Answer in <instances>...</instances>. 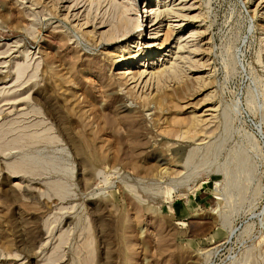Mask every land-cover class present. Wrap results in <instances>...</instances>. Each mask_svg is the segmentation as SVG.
<instances>
[{"label":"rangeland","instance_id":"obj_1","mask_svg":"<svg viewBox=\"0 0 264 264\" xmlns=\"http://www.w3.org/2000/svg\"><path fill=\"white\" fill-rule=\"evenodd\" d=\"M119 2L0 0V264H264V0Z\"/></svg>","mask_w":264,"mask_h":264},{"label":"bare ground","instance_id":"obj_2","mask_svg":"<svg viewBox=\"0 0 264 264\" xmlns=\"http://www.w3.org/2000/svg\"><path fill=\"white\" fill-rule=\"evenodd\" d=\"M128 1L129 0H121V2H119L118 3V5L120 6V9H121V11H120V13H119V15H118V24H117V27H118V29H125V31L126 30H128V29H130V26H132V24H133V22H132V18H131V16L129 15V14H127V12H128V10H131L130 9V5L129 4H127L128 3ZM172 1H176V0H172ZM181 2H178V4H182V1L183 0H180ZM162 2V1H161ZM184 4V3H183ZM163 6H165V4H163V5H160L159 4V6L158 7H154V6H152V7H148V8H146L147 10H146V12L147 13H149L150 11H153L152 12V14L153 13H155L156 14V16H161L162 15V17H160L159 19H155V17H154V19L155 20H153L152 22V25L150 26V29H152V30H154L155 31V36H152V40L150 41V42H148V45L149 46H147V47H149L147 50L148 51H146V52H148V55H150V57H155V55H156V53H157V50L158 49H161V48H163L165 45H166V43L168 42V39L172 36V35H174V34H176V33H179V32H177V29H179L180 27H181V25H182V22H179V21H182V20H184V19H186L185 18V15H183V14H177L178 16H176V17H180V19L179 20H172L173 22L171 23V21L168 19V17H169V15H171L170 14V8H168V7H166V8H164ZM183 8V6H181V8H179L178 10H180V9H182ZM185 9V8H184ZM182 11V10H181ZM79 12V11H78ZM77 12V13H78ZM146 12H145V14H146ZM172 13V12H171ZM179 13V12H178ZM83 14V13H82ZM151 14V13H150ZM173 14V13H172ZM176 14V13H175ZM74 15V14H73ZM78 15V14H77ZM77 15L75 16V17H77ZM66 16H67V18H68V16H69V14L67 15L66 14ZM73 16V17H74ZM173 17H174V15H172ZM70 18V17H69ZM83 18V17H82ZM137 19H139L138 20V22L139 23H137V25H135V27H137V29H135L136 31H139L140 29H142V26H143V22L141 23V21H143V20H145V19H143L142 17L141 18H137ZM83 20V19H82ZM88 20V19H87ZM87 20L86 21H82V22H87ZM150 20V19H149ZM167 20H169V21H167ZM147 21H148V19H147ZM167 21V22H166ZM175 22H177V24H174ZM88 22H87V26H88ZM104 24V23H103ZM83 26L85 25V23L84 24H82ZM176 25H178L179 26V28H176L177 26ZM133 26H134V24H133ZM80 27V26H79ZM82 28V27H81ZM85 28V27H84ZM149 28V27H148ZM95 30H96V28H95ZM99 30V29H98ZM92 31V30H91ZM117 31V30H116ZM93 32H95L94 30H93ZM99 32V31H98ZM96 34H98V33H96ZM113 34V33H112ZM139 34H143V32H140ZM116 37V35H113V37L112 38H115ZM177 37V36H176ZM125 38V37H124ZM121 39V38H120ZM178 39V38H177ZM170 40V39H169ZM177 42H178V40H176ZM115 42V41H114ZM141 43V42H140ZM134 44V43H133ZM132 44H130V45H128L127 47H128V49H126L125 51L127 52V53H129V54H127V55H125V54H121V55H118V56H120L119 57V59H120V61H126V60H128V59H130V58H132V57H134V56H136V55H138V53H139V50L140 49H138L136 52H131V48H130V46H131ZM205 47V46H204ZM125 48H126V46H125ZM124 48V49H125ZM123 50V49H122ZM177 52V51H176ZM117 55V54H116ZM140 55H142V53H140ZM173 57V56H172ZM175 59H176V57H175ZM143 60V59H142ZM177 60V59H176ZM153 61V60H152ZM163 62V61H162ZM177 62V61H176ZM111 64V63H110ZM176 64V63H175ZM174 62H172L171 63V67H173L174 65ZM140 67L141 66H144L145 65V62L143 63V62H141L140 64ZM166 65V64H165ZM147 66V65H146ZM139 67V66H138ZM166 67V66H165ZM125 68V67H124ZM176 68H177V66H176ZM167 70V69H166ZM165 70V71H166ZM121 71V70H120ZM148 71H150V70H148ZM152 71H153V69H152ZM164 71V68H159L157 71H154V72H150L149 74H150V78H151V75L154 73H158V72H163ZM170 71V70H169ZM166 72H168V71H166ZM171 72V71H170ZM147 73V69H142V70H140V69H137V70H135V71H132V69H131V67H127V68H125V69H123L121 72H120V75H121V77L123 78V80L125 79L126 81H129V80H132L133 82H138V80L143 76V75H145ZM169 73V72H168ZM168 73H166V74H168ZM119 74V73H118ZM148 74V73H147ZM161 74V73H160ZM159 74V75H160ZM182 74V73H181ZM164 75H165V73H164ZM208 75V74H207ZM161 76V75H160ZM168 76V75H167ZM170 76V75H169ZM149 77V76H148ZM197 79H198V77L199 76H195ZM195 78V79H196ZM200 78V77H199ZM209 78V77H208ZM152 79V78H151ZM185 80V79H184ZM183 80V81H184ZM140 81V80H139ZM145 81H146V79H145ZM182 81V82H183ZM187 81V80H186ZM185 81V82H186ZM125 82V81H124ZM179 82V81H178ZM187 82H189V81H187ZM186 82V83H187ZM142 83V82H141ZM144 83V82H143ZM163 83V82H162ZM176 83V82H175ZM181 83V82H180ZM185 83V84H186ZM136 84V83H135ZM150 84V83H149ZM178 84V83H177ZM182 84V83H181ZM188 84V83H187ZM141 85V84H140ZM184 85V83L182 84V86ZM127 86V85H126ZM136 86V85H135ZM177 86H179V85H177ZM181 86V85H180ZM128 87V86H127ZM134 87V86H133ZM132 87V88H133ZM185 87H187V85L185 86ZM184 87V88H185ZM145 88V87H144ZM178 88H180V87H178ZM123 89V88H122ZM129 89V88H128ZM135 89H137V88H135ZM148 89V88H147ZM166 89V88H165ZM183 89V88H182ZM132 90V89H131ZM171 90V89H170ZM179 91H180V89H178ZM177 90V91H178ZM135 91V90H134ZM158 91V90H157ZM159 91H160V89H159ZM163 91H165L164 89H163ZM174 91V92H173ZM177 91H176V93H177ZM138 92V91H137ZM142 92V91H141ZM165 92H167V91H165ZM171 92V91H170ZM172 92L173 93H175V90L173 89L172 90ZM181 92V91H180ZM180 92H179V94H180ZM136 93V92H135ZM139 93V92H138ZM160 93V92H159ZM163 93V92H162ZM126 94V93H125ZM140 94V93H139ZM143 94H144V92H143ZM130 95V94H129ZM147 94H145V96H143L144 98L145 97H147L146 96ZM150 95V94H149ZM155 95V94H154ZM164 95H168L167 93L166 94H164ZM164 95H161V93H160V96L158 97V98H156L157 99V103H158V100H159V103H162V102H164L163 100H165V97H164ZM174 95V94H173ZM137 96H139V95H137ZM151 96H152V94H151ZM150 96V97H151ZM169 96H171V94L169 95ZM175 97H176V94L174 95ZM143 97H141V98H143ZM155 97V96H154ZM154 97L152 98L151 97V99L152 100H154L155 101V99H154ZM171 97H173V96H171ZM138 98V97H137ZM136 98V99H137ZM148 98V97H147ZM163 100H162V99ZM167 98H168V96H167ZM170 98V97H169ZM177 98H179V95H178V97ZM177 98H175V99H177ZM170 99H172L174 102H176L173 98H170ZM141 100V99H140ZM172 100H170V102H172ZM151 101V100H150ZM166 101V100H165ZM144 102H146V101H144ZM173 102V103H174ZM125 103V102H124ZM130 103V102H129ZM176 103H178V102H176ZM163 104H165V103H163ZM162 104V105H163ZM158 105H160V104H158ZM161 105V107H163ZM178 105V104H177ZM177 105H175V106H177ZM125 107H127V105L125 104L124 105ZM174 106V105H173ZM174 106V107H175ZM179 106V105H178ZM177 106V107H178ZM130 107V106H129ZM128 107V108H129ZM176 107V108H177ZM212 107V106H211ZM207 108L206 110L208 111V110H211L212 111V108ZM132 107H130V109H131ZM154 108V107H153ZM87 111V110H86ZM88 113V112H87ZM206 113V112H205ZM85 115V114H84ZM181 116V115H180ZM194 116V115H193ZM208 116V115H207ZM177 117V119H179L178 117L179 116H176ZM181 118H182V116H181ZM180 118V120H183V118L181 119ZM191 118H192V116H191ZM190 118V119H191ZM176 119V118H175ZM175 119L173 118V123H174V121H175ZM188 119H189V117H188ZM189 119V120H190ZM184 121H186V119L184 120ZM176 122V121H175ZM179 122V120L177 121V124H180V123H178ZM207 122H208V120H207ZM207 122H206V119H203L202 117H201V115H195L192 119H191V121H189V123L190 124H188V122H187V124H188V126H190V128L188 129L187 127V129L188 130H186V131H191L193 128H195V126H198V127H196L193 131V133L195 134V136H197L198 137V139H200V140H204L206 137H207V135H208V133H209V131H211L210 130V128H208V124H207ZM181 123H182V121H181ZM172 124V123H171ZM184 124V123H183ZM209 124H211V123H209ZM170 125V124H169ZM186 125V123L183 125V127ZM212 125V124H211ZM167 126V125H166ZM172 126V125H171ZM192 126V127H191ZM168 127V126H167ZM182 127V126H181ZM199 127H201L200 129L201 130H198L199 129ZM164 128H166V127H164ZM172 127H170V129H171ZM179 128V127H178ZM198 128V129H197ZM214 128V127H213ZM213 128H212V130H213ZM168 129V128H167ZM165 130V131H169V130ZM173 129V128H172ZM174 129H175V127H174ZM173 129V130H174ZM185 129V128H184ZM162 130H164V129H162ZM173 130H172V132H173ZM179 130H180V128H179ZM183 130V129H182ZM182 130L180 131V132H182ZM165 131H164V133H165ZM175 131V130H174ZM177 131V130H176ZM175 131V132H176ZM172 132H170V133H172ZM174 132V133H175ZM167 134H168V132H166ZM173 133V134H174ZM190 133V132H189ZM192 133V132H191ZM192 133V134H193ZM173 134H170V136L171 135H173ZM178 134V135H177ZM177 134H174L175 136L177 135V136H181L182 137V134L181 135H179V133L177 132ZM191 134V135H192ZM169 135V134H168ZM173 135V136H174ZM174 136V137H175ZM203 143V142H202Z\"/></svg>","mask_w":264,"mask_h":264}]
</instances>
